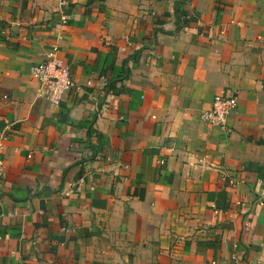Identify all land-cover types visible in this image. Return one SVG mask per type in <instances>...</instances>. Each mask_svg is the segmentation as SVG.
Masks as SVG:
<instances>
[{
	"label": "crops",
	"instance_id": "1",
	"mask_svg": "<svg viewBox=\"0 0 264 264\" xmlns=\"http://www.w3.org/2000/svg\"><path fill=\"white\" fill-rule=\"evenodd\" d=\"M0 143V264H264V0H0Z\"/></svg>",
	"mask_w": 264,
	"mask_h": 264
},
{
	"label": "built area",
	"instance_id": "2",
	"mask_svg": "<svg viewBox=\"0 0 264 264\" xmlns=\"http://www.w3.org/2000/svg\"><path fill=\"white\" fill-rule=\"evenodd\" d=\"M56 48L46 59L31 67L30 74L37 80L36 94L51 102H57L72 87L68 65L55 55ZM237 101L234 96H216L211 108L204 111L201 118L206 122L222 128L227 123L228 116L236 109ZM2 144L0 143V154ZM163 162V161H161ZM5 164L0 155V185L4 177Z\"/></svg>",
	"mask_w": 264,
	"mask_h": 264
}]
</instances>
